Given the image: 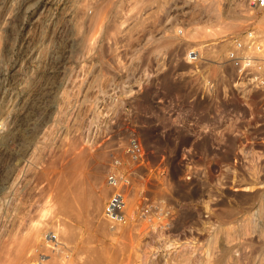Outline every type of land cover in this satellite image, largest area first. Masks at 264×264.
<instances>
[{
    "label": "rangeland",
    "instance_id": "374dc122",
    "mask_svg": "<svg viewBox=\"0 0 264 264\" xmlns=\"http://www.w3.org/2000/svg\"><path fill=\"white\" fill-rule=\"evenodd\" d=\"M250 30L264 47L250 0H0V264H264L258 169L212 204L179 178L202 123L204 147L225 143L231 161L250 141L251 166L264 164V92L236 90L227 59ZM116 158L129 213L150 212L140 226L104 218Z\"/></svg>",
    "mask_w": 264,
    "mask_h": 264
},
{
    "label": "built area",
    "instance_id": "2783aa9c",
    "mask_svg": "<svg viewBox=\"0 0 264 264\" xmlns=\"http://www.w3.org/2000/svg\"><path fill=\"white\" fill-rule=\"evenodd\" d=\"M250 4L255 10H264V0H250ZM228 42L227 59L235 69L236 76L239 79V87L236 90L242 92L248 98H252L256 93L264 92V47L256 31H247L243 36L233 38ZM199 54L191 51L189 58L199 61ZM188 124L189 127H192L193 123L188 122ZM5 133L4 123L0 121V143L3 142ZM197 133L199 139L196 144L198 146L182 148L183 175L179 178L188 184H199L201 194L205 195L204 202L208 204L216 203L218 199L215 192L220 195L226 187L246 186L251 179L250 176H256L259 172L262 178L261 181L264 182V164L259 167L257 165L251 166L253 158L250 141L242 142L235 150L233 160L230 161L227 159L230 150L225 143L218 142L211 148L204 147L202 138L211 133L208 124L202 123ZM219 134L221 136L222 132H219ZM189 135L192 136L191 133ZM236 136L241 137L238 133ZM211 154L213 158L220 161L219 166L209 163ZM127 155L129 156V164L143 163L144 150L136 136L129 141ZM122 165L119 159H114L106 177L111 195L105 205L104 218L114 230L129 226L132 219L137 221V226H140V224L151 218L150 212L144 206V203L139 204L138 209L134 210L132 214L129 213L130 195L128 196V194L133 187V180L125 173ZM213 166H217L216 171H213ZM254 168L258 169V173L251 172L250 174V171L256 172L253 170ZM208 193H211V195ZM165 215L166 213L159 208L156 217L163 221Z\"/></svg>",
    "mask_w": 264,
    "mask_h": 264
},
{
    "label": "bare ground",
    "instance_id": "6f19581e",
    "mask_svg": "<svg viewBox=\"0 0 264 264\" xmlns=\"http://www.w3.org/2000/svg\"><path fill=\"white\" fill-rule=\"evenodd\" d=\"M25 1H26V0H24V2H25ZM24 4H25V3H24ZM27 5H28V3H27ZM25 7H26V6H25ZM2 73H3V72H2ZM12 129H13V128H12ZM5 130H6V129H5ZM11 132H13V130H12ZM5 134L7 135V133H5ZM9 135H10V134H9ZM252 185L254 186V183L247 185L245 191H247V192H248V191H251V190L253 189V186H252ZM163 219H164V218H163ZM158 220H159V219H158ZM160 222H162V221H160ZM160 225H163V224H160ZM166 225H167V224H166ZM166 225H165V227H166ZM151 227H152V226H151ZM160 227H161V226H160ZM169 227H170V226H169ZM152 229H153V228H152ZM159 229H160V228H159ZM160 230H161V229H160ZM166 232H167V230H166ZM157 233H158V232H157ZM159 233H160V232H159ZM160 234H161V233H160ZM161 236H162V235H160L159 237H161ZM48 237H50V236H48ZM156 238H157V237H156ZM157 242H158V241H157ZM166 242H167V241H166ZM59 243H61V242H59ZM168 243H170V244H169V246L166 245L167 248H168V247H171V248L173 247V248H174V247H176L175 245L178 246V243H177L176 241H174V240H173V241H169V240H168ZM164 244H165V243H164ZM166 246H165V247H166ZM60 247H61V246H60ZM162 247H163V246H162ZM48 249H49V248H48ZM207 249H208V248H207ZM209 250H210V248H209ZM61 251H63V250H61ZM207 251H208V250H207ZM60 253H61V252H60ZM209 253H210V252H209ZM63 254H64V253H63ZM208 255H209V254H208ZM210 255H211V254H210ZM208 257H209V256H208ZM66 259H67V258H66Z\"/></svg>",
    "mask_w": 264,
    "mask_h": 264
}]
</instances>
